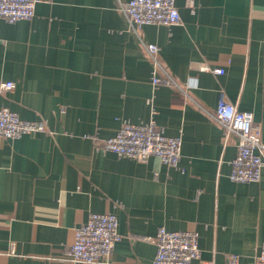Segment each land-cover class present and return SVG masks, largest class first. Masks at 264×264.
<instances>
[{"label":"crops","instance_id":"0c3cea01","mask_svg":"<svg viewBox=\"0 0 264 264\" xmlns=\"http://www.w3.org/2000/svg\"><path fill=\"white\" fill-rule=\"evenodd\" d=\"M129 0H38L30 20L0 18V106L46 131L0 136V264L72 262L64 248L93 212L118 218L111 264H151L160 227L196 230L201 264H255L264 241V167L231 180L237 134L210 112L220 93L264 138V0H176L181 22L131 26ZM160 47L156 67L145 44ZM222 67L223 74L199 69ZM167 72L181 87L154 86ZM154 119L182 138L179 167L100 149L123 122Z\"/></svg>","mask_w":264,"mask_h":264},{"label":"built area","instance_id":"2783aa9c","mask_svg":"<svg viewBox=\"0 0 264 264\" xmlns=\"http://www.w3.org/2000/svg\"><path fill=\"white\" fill-rule=\"evenodd\" d=\"M188 1L190 4L193 2ZM37 2L38 0H0V18L11 23L30 20L35 15ZM121 9L134 28L146 24L175 25L181 22L176 0H129L122 2ZM145 47L156 67H162L159 59L160 47L155 43H147ZM199 69L216 74L225 72L222 67H212L206 63L201 64ZM151 81L154 86L181 87L167 72L163 75L154 72ZM14 87L13 81L2 82L0 92ZM210 115L223 127L226 137L235 133L239 138L237 154L231 161V180H260L264 167V138L261 129L254 122L253 114L240 110L222 91L218 105ZM46 129L45 121L23 119L10 108L0 106L1 137L17 138ZM91 137L100 149L119 156H127L140 162L157 156L167 165H180L182 138L165 134L154 119L145 123L125 121L118 131L108 138H99L95 134ZM118 225V218L114 213H91L88 220L76 228L74 241L65 246V256L72 262L111 264L112 252L122 237ZM146 239L156 245V254L151 264H201L199 233L196 230H168L160 227L155 237ZM227 264H240L239 255L230 254ZM255 264H264V241L255 256Z\"/></svg>","mask_w":264,"mask_h":264}]
</instances>
